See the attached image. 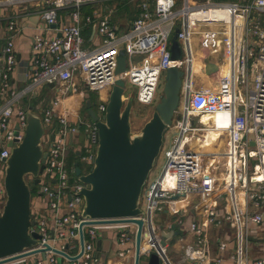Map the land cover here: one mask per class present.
<instances>
[{
	"label": "built area",
	"instance_id": "obj_1",
	"mask_svg": "<svg viewBox=\"0 0 264 264\" xmlns=\"http://www.w3.org/2000/svg\"><path fill=\"white\" fill-rule=\"evenodd\" d=\"M98 1L0 0V207L5 201L3 160L10 155V144L22 142L27 114L34 113L21 108V101L44 85H59L61 95L54 98L49 107L35 113L40 118L48 148H43L42 137L41 147L46 158L43 171L37 177L40 180L37 194L44 200V208L41 216H34L30 232L39 237L35 249H45V245H49L70 257L78 255V229L84 221L81 217L84 201L78 192L85 185L77 180L75 167L68 166V141L81 129L86 135L77 162L81 175H86L96 156L98 129L87 113L86 119L81 118L79 110L69 106L64 97L76 92L77 86L93 92L91 103H95L98 121L103 122L116 79L135 88L136 104L153 106L161 97L159 88H163L166 70L175 67L182 72V77L178 107L172 124L165 130L171 132L170 143L161 148L159 171L150 173L140 199L141 214L136 217L143 222V247L139 249L138 264H148L153 252L161 264H174L167 255L168 242L161 246L159 239L160 231L171 230L191 238L178 240L182 264H221L222 256L229 255V242L233 247L228 258L234 264H244L242 229L246 216L255 226L264 228V214L260 211L264 203V182L253 179L264 172V0H204L198 3L130 0L136 2L138 11L130 29L118 31L106 19L99 20L95 29L102 44L89 50L84 48L81 32L83 25H91L94 20L92 16H81V12L83 7ZM61 12H67L69 23L61 21ZM31 14H36L56 35L33 37L32 69L30 73H22V81L28 85L17 90L10 85V78L18 65L14 48L19 34L18 20ZM175 29H178L181 50L179 60H172L169 50L170 35ZM196 37L203 52L200 74L211 79L213 84V80H217L219 84L215 88L213 85L198 88L194 84L196 74L192 73L191 44ZM120 51L124 52L125 70L116 76ZM206 63L214 64L217 70L206 73ZM220 64L226 67V77L221 80ZM252 75L254 79L249 82ZM217 114L221 115L220 120L226 118L228 123L223 126L201 121L202 116ZM209 129L218 133V141L224 142L221 152L208 154L200 148ZM217 143L213 148L218 150ZM211 158L212 162L208 163ZM218 159L224 160L222 164H217ZM81 164L85 166L84 171ZM218 172L223 174L221 179ZM230 175L236 187H226L225 177ZM239 190L260 212L249 216L239 210L235 196ZM190 196H198L206 206L200 222L185 218ZM221 202L224 203L222 208L216 207V203ZM163 212L172 218L156 225V218ZM224 224L235 229L233 239L229 233L213 236ZM82 230L83 251L78 259L70 261L49 250L44 259L34 264H98L96 242L100 239L99 232L104 230L115 232L119 246L116 257L134 264L136 224L91 225L83 226ZM23 261L24 258L6 264ZM253 264H263V261H253Z\"/></svg>",
	"mask_w": 264,
	"mask_h": 264
},
{
	"label": "water",
	"instance_id": "obj_2",
	"mask_svg": "<svg viewBox=\"0 0 264 264\" xmlns=\"http://www.w3.org/2000/svg\"><path fill=\"white\" fill-rule=\"evenodd\" d=\"M177 33L178 29H175L170 39L169 50L172 60L181 58ZM124 70V52L120 51L115 75L120 76ZM216 70L214 64L206 63V73L211 74ZM181 77L182 72L175 67L166 70L162 96L155 105L150 119L138 134L131 131L133 100L123 102L125 84L120 78L116 79L109 94L103 122L98 121L91 103L85 104L88 118L96 122L98 146L93 166L86 175H81L77 162L74 164L77 180L85 185L78 192L84 201L81 212L84 221L78 229L79 253L74 257L63 251L51 249L49 245H45V249H35L39 237L35 232H30L34 225L31 214L32 194L25 178L30 176L33 185H39L40 180L37 177L43 171L46 152L41 147L43 127L39 116L27 114L22 142L18 145L10 144V155L8 159L3 160L5 201L0 207V264L38 254L44 259L45 252L49 250L70 261L76 260L83 251V226L121 223L137 225L134 264H138L139 249L143 247L141 244L143 222L136 219L141 214L140 199L143 187L163 146L165 130L172 124L177 110ZM50 141H53V136H50ZM177 234L178 232L174 230L160 231V245L164 246ZM110 244V240L99 239L96 242L98 264H106ZM148 264H161V260L153 252L149 256Z\"/></svg>",
	"mask_w": 264,
	"mask_h": 264
},
{
	"label": "crops",
	"instance_id": "obj_3",
	"mask_svg": "<svg viewBox=\"0 0 264 264\" xmlns=\"http://www.w3.org/2000/svg\"><path fill=\"white\" fill-rule=\"evenodd\" d=\"M191 1L192 3L201 2V0H191ZM136 12H137L136 2L130 0H99L94 4L83 7L81 16H85V15L92 16L94 20V23L91 25H86V26L83 25L81 34L84 39V48L95 49L99 46L101 37L97 34V30L95 29L96 23L99 20L106 19L118 31H126L130 29L131 23L134 21L136 17ZM60 16H61L60 17L61 21H65L67 23L70 22L67 12L65 13L61 12ZM18 26H19V34L14 43L15 44L14 48L17 53L18 65L16 71L11 75L10 78V85L13 88H16L17 90L22 89L24 86L28 85V83L22 81V73L23 72L30 73L32 69L31 45H32L33 37L42 36L46 38H52L56 35V33L51 28L46 27L43 24V22H41L40 18L36 14H31L28 16L21 17L18 20ZM196 49L200 51L198 46L196 47ZM198 55H200L198 57V61L201 63L203 52L201 54L199 53ZM200 65H202V63ZM199 71H201V68ZM195 72H196V68H195ZM199 76H201L200 77L201 81H205V82H207L206 80L211 81L209 78H205L203 75H201L200 72H199ZM207 85L214 86V84L212 83H207ZM46 87L47 89H44V87L42 86L31 95L32 99L36 100L37 102L34 104L32 108L29 107L27 110L34 112L33 114L37 113V111H34L32 109H40L42 108L41 107L42 105H48L47 107H49L54 100V95L60 96L62 93L61 87L59 85L46 86ZM47 97L48 99L50 98V101L45 102L44 99ZM64 98L66 99L67 96H65ZM224 124L225 123H222L220 125L224 126ZM86 140L87 137L83 133L82 129L79 130V132L68 141L69 144L68 155L74 153L78 157L79 153H81L83 149ZM217 142H218L217 144L219 145L218 147L220 148L218 150L216 148H212L211 151L208 152V154L221 152L220 150L222 145L219 144L220 141ZM194 144L196 145V143ZM209 162H212V158L208 159V163ZM257 177L259 176L257 175L255 177V180H257ZM235 196L238 200V207L240 211L246 213L249 216L260 211L264 214V203L261 206V210L259 211V209L258 210L255 209L252 206V204H250L248 201L245 200V198L243 197L244 196L243 191L240 190L236 191ZM39 197L40 196L37 195L36 200H33V197L31 198V214L34 215L35 217L41 216V210H43L44 208V200L42 199L41 202L39 200ZM189 201H190V205L187 208L188 213H186L185 218L188 217L194 218L195 220L200 222L204 217L206 206L200 202L198 196H190ZM223 204H224L223 202L216 203V207L222 208ZM227 209H229V206L227 207ZM244 225L245 227H243L242 229V234L244 241L243 251H244L245 261L243 263L253 264V261L260 260L263 261L264 264V228H260L252 224L247 219V216ZM230 230H232L231 233ZM177 232L178 234L173 237H179V238L185 237V241H189L191 239L190 236H186L185 233H182L180 231ZM235 232H236L235 229H230L228 224H224L220 229L214 231L213 236L221 237L224 233H229L231 239H233L232 236H234ZM114 233L115 232L112 230H104L102 232H99L100 240H110L111 242L109 248V254L106 259V264H131L130 262L127 261H121L116 257V253L119 250V246L116 243ZM178 240H175L173 243H171V245L168 244V249H172V252H176L179 253V255H181L179 251L180 246ZM232 247H233L232 242H229L228 244L229 255L232 253ZM229 255L222 256L224 259H222L221 264H234L233 261H231L228 258ZM34 256L36 257V259L33 261V263H29L27 260L30 257H26L24 258V261L19 264H34L36 260L43 259L41 255H34ZM59 261L60 260H58L57 262ZM61 264H63V262ZM178 264H182V263H178Z\"/></svg>",
	"mask_w": 264,
	"mask_h": 264
},
{
	"label": "rangeland",
	"instance_id": "obj_4",
	"mask_svg": "<svg viewBox=\"0 0 264 264\" xmlns=\"http://www.w3.org/2000/svg\"><path fill=\"white\" fill-rule=\"evenodd\" d=\"M201 1H204V0H201ZM213 1H223V0H213ZM227 1V0H225ZM174 33H172L170 35V38L173 36ZM102 44V39H100V44L99 46ZM91 50V49H89ZM201 54L202 51H199L198 49H195V59H196V72L195 74L196 77L194 78V84L196 87H203V85H207V83H212V81H208L206 80L207 82L205 81H201L200 80V77L199 76V70L201 68V63L198 61V57L200 55L198 54ZM140 58H138L137 60H139ZM255 74V73H254ZM254 79V76L252 75V77L250 76L248 78V81L249 82H252ZM211 80V79H210ZM213 80V79H212ZM214 81V88L217 87V85L219 84L217 80H213ZM217 82V83H216ZM213 84V83H212ZM47 85H44V89H47L46 87ZM57 87V86H56ZM78 90L76 92H73L68 98H66V101L68 103L69 106H75L78 110H79V116L81 118H84L86 119V110H85V104H90L92 99L94 98L95 94L93 92H90L88 90H84V89H81V86H77ZM160 89V95L162 96V89L161 87L159 88ZM52 92V91H51ZM131 95V96H130ZM244 95V93H243ZM53 96V94H52ZM134 96H135V88L130 86V85H127L125 86V90H124V93H123V102H127L128 100L132 99L133 100V109H132V112H131V116H130V125H131V131L133 134H138L140 132V129L142 128V126L150 119L153 111H154V108H155V105L159 102V99L156 101V103L153 105V106H140L138 104H136V102L134 101ZM51 97V96H50ZM57 95H54V98H56ZM45 102H48L50 101V98L48 99L45 98L44 99ZM37 101L32 99V96L29 95L28 98H24L22 101H21V108L23 109H28L29 107H33L34 104L36 103ZM44 104V103H43ZM48 105H42L40 109H43L45 107H47ZM40 109H32L34 111H37V113H40ZM170 138H171V132L167 131V133L165 132L164 133V136H163V147H166L169 143H170ZM86 143V142H85ZM219 144L222 145L221 147V150L223 149L224 150V142L221 141ZM42 145H43V148L44 149H47L48 148V144H47V140H46V136L43 137V140H42ZM85 145V144H84ZM220 145V146H221ZM220 148V147H219ZM161 153V151H160ZM160 160V154L158 156V158L156 159L155 163H154V167H153V170H152V173L153 174H156L158 173L159 171V162ZM224 160H220L218 159L217 160V164H222ZM81 169L84 171L85 169V166H83L82 164L80 165ZM1 171H3V174H4V168L2 167L1 168ZM151 173V175H152ZM217 176L221 179L223 177V174L221 172H218ZM43 178V177H41ZM26 181L27 183L29 184V186H32L33 185V179L30 177V176H26ZM43 182H45V179L43 178L42 179ZM37 189L39 188V185L35 186ZM248 187V186H247ZM144 190H145V186L143 187V193L142 195L144 194ZM38 192H35L33 194V200H36V197H37V194ZM39 200L42 202V197H39ZM33 218H34V215H33ZM169 220H162L161 216L156 218V225H161L162 222H167ZM133 229V228H132ZM115 235V233H114ZM179 237H173L172 239H170L168 241V244L171 245V243H173L175 240H178ZM229 244V243H227ZM167 255L168 257L172 260V262L174 264H178V263H181L180 262V255L179 253H176V252H172V249H168V252H167ZM36 259L35 256L33 257H30L28 258V262L29 263H33V261ZM56 260L58 261L59 258L56 257ZM176 260V261H175Z\"/></svg>",
	"mask_w": 264,
	"mask_h": 264
},
{
	"label": "bare ground",
	"instance_id": "obj_5",
	"mask_svg": "<svg viewBox=\"0 0 264 264\" xmlns=\"http://www.w3.org/2000/svg\"><path fill=\"white\" fill-rule=\"evenodd\" d=\"M198 30L199 29H196L195 32L198 33L199 32ZM191 45H192L193 58H194V61H193V64H192V73H195V68H196L195 49L198 46L197 37L192 41ZM219 71H220V80H221V77H222V79L226 77V67H225L224 64H220L219 65ZM220 117H221L220 114L213 115L211 117L202 116L201 117V121L203 123L212 122L214 125H215V123H219V124H222V123L227 124L228 123L226 118L220 120L219 119ZM204 137H205V140H204L205 143L200 148H203L204 152L208 153L213 148V145L215 143H217V141H218V133L209 129ZM200 142H202V141H197V143H200ZM229 162H230V165L232 166L233 165L232 160H229ZM256 176L253 177L254 181L264 182V172H262L261 174L258 175L259 177H257V180H255ZM225 181H226L225 183H227L226 187H236V183L233 182V177L231 175L230 176H226L225 177Z\"/></svg>",
	"mask_w": 264,
	"mask_h": 264
},
{
	"label": "trees",
	"instance_id": "obj_6",
	"mask_svg": "<svg viewBox=\"0 0 264 264\" xmlns=\"http://www.w3.org/2000/svg\"><path fill=\"white\" fill-rule=\"evenodd\" d=\"M138 16V11L136 12V17ZM136 17H135V19H136ZM94 101V100H93ZM91 106H92V108L95 110V103H94V106L92 105V103H91ZM76 162H78V157H77V155H75L74 153H71V154H69L68 155V166L69 167H73L74 166V164L76 163ZM30 187V191H31V194H32V196H33V194L35 193V192H37L38 191V189L34 186V185H32V186H29ZM161 218H162V220H170L172 217L168 214V213H166V212H163L162 214H161ZM232 232V230H230V233Z\"/></svg>",
	"mask_w": 264,
	"mask_h": 264
},
{
	"label": "flooded vegetation",
	"instance_id": "obj_7",
	"mask_svg": "<svg viewBox=\"0 0 264 264\" xmlns=\"http://www.w3.org/2000/svg\"><path fill=\"white\" fill-rule=\"evenodd\" d=\"M92 105L94 106V103H92Z\"/></svg>",
	"mask_w": 264,
	"mask_h": 264
}]
</instances>
